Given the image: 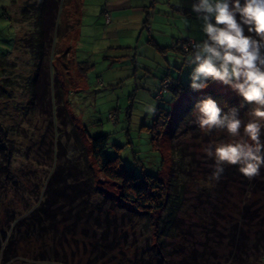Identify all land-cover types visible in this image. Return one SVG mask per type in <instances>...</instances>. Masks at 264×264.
I'll list each match as a JSON object with an SVG mask.
<instances>
[{"label": "rangeland", "instance_id": "rangeland-1", "mask_svg": "<svg viewBox=\"0 0 264 264\" xmlns=\"http://www.w3.org/2000/svg\"><path fill=\"white\" fill-rule=\"evenodd\" d=\"M210 32L237 63H219ZM187 38L206 67L173 48ZM212 68L221 75L206 100L161 97L166 77L189 84ZM159 107L170 118L155 146ZM0 129L12 150L0 167V264H264V227L241 238L264 211V0H0ZM100 135L122 172L166 182L164 209H125L93 156Z\"/></svg>", "mask_w": 264, "mask_h": 264}, {"label": "trees", "instance_id": "trees-1", "mask_svg": "<svg viewBox=\"0 0 264 264\" xmlns=\"http://www.w3.org/2000/svg\"><path fill=\"white\" fill-rule=\"evenodd\" d=\"M57 8V5H56ZM183 11V14H188L186 10H181ZM193 12L194 8H193ZM197 13V12H195ZM204 13V12H203ZM200 14V13H199ZM202 15V14H200ZM204 15H209L207 12ZM51 13H48V18L46 17L45 23L47 24V28H51L53 25V20H52ZM147 23V22H145ZM210 23L212 26L214 25H223V19H212L210 20ZM213 34L211 32L208 35V39L210 41V46L212 49V52L214 55L218 54H223L225 59L219 61V63H237L238 62V56L235 52V50L229 46L222 37L217 36L215 39L218 42L214 41ZM178 41V40H177ZM176 42V41H175ZM173 42V48H174V43ZM200 45V44H199ZM175 50L180 51L182 55H184L187 59H190L191 62H196L193 61L191 55H188L184 53L183 51L174 48ZM199 58H204L206 61V65L203 67H206L209 64V59L207 56L202 55L199 52L197 53ZM197 63V62H196ZM198 64V63H197ZM200 66V65H199ZM201 67V66H200ZM208 77L207 79H202L200 81L196 82H191L189 84H182L179 83L175 80H172L169 77H166L167 79H171L173 81V84L165 88L164 87V81L166 80L163 79L162 81V87L160 90L161 97L164 96V94L168 91L171 90L175 97H182V96H188V97H196V94L200 95V97L195 101V102H200L204 101L207 98L208 93H205V90H207V87L211 84V81L215 77V75H221L216 72L213 68L208 71ZM227 80H233V78L223 74ZM252 88V87H251ZM210 93V91H208ZM204 94V95H203ZM196 99V98H195ZM161 104V103H160ZM170 118V111L159 107L158 108V117L156 118L154 122V126L151 128L153 132V141L155 143V146H158V142L161 137L162 131L165 129L169 122ZM109 120H111L109 118ZM114 124L117 123L111 120ZM3 128V127H2ZM7 132H3L2 129H0V167L5 168L7 167L8 161L11 157L12 150L11 148L7 147V143L5 140ZM92 153L95 158V161L101 170V172L108 178L113 181H116L121 184V194H120V200L121 202L127 206L125 209H127L128 212H133L138 215H151L157 210H162L166 207L168 198L170 195L169 191V186L166 184V182L159 176L153 175V174H148L144 173L141 176H136L130 173H125L122 172V160L120 156L116 157H110L107 153L108 145H109V138L107 135H100L97 137H92ZM264 159V154L261 157ZM260 158V159H261ZM246 211L249 212L251 211L250 207L246 208ZM255 210L252 214L257 215L258 219H254L248 222V226L250 228L244 229L242 232V241L245 243L248 242L249 239L252 238L253 233L259 232V229L261 227H264V211ZM247 219V217H246ZM18 220L15 221L17 223ZM19 223V222H18ZM17 223V224H18ZM241 229H238L237 226L234 228L233 235L231 236V249H230V255L232 258H238L239 257V243H240V236H238V232L241 233ZM5 234V233H4ZM6 235V234H5ZM10 244H13L11 242ZM9 244V245H10ZM208 259V258H207ZM209 262V261H207ZM206 264V263H205ZM211 264V263H207Z\"/></svg>", "mask_w": 264, "mask_h": 264}, {"label": "built area", "instance_id": "built-area-1", "mask_svg": "<svg viewBox=\"0 0 264 264\" xmlns=\"http://www.w3.org/2000/svg\"><path fill=\"white\" fill-rule=\"evenodd\" d=\"M194 5H195L194 11L201 14L202 10H203L202 4L199 1H196L194 3ZM106 18L108 21H110V19H111L109 14H106ZM174 48L179 49L188 55H191L193 61H196L201 67L206 65L205 59L199 58V56L197 54L200 50V45L196 40L190 39V38L178 40L174 43ZM172 84H173V81L171 79H166L164 81V87L165 88L170 87ZM109 118L111 120L113 119V121L116 122L117 116H116V114L111 113L109 115Z\"/></svg>", "mask_w": 264, "mask_h": 264}, {"label": "crops", "instance_id": "crops-1", "mask_svg": "<svg viewBox=\"0 0 264 264\" xmlns=\"http://www.w3.org/2000/svg\"><path fill=\"white\" fill-rule=\"evenodd\" d=\"M126 3V2H125ZM151 6H152V8L154 7V4H151ZM149 7H148V3L145 1L143 4H142V6L141 7H137L136 8V11H138L139 13H141L142 15H149V11L147 10ZM110 12L109 11H105L103 14H104V16H105V18H106V14H109ZM153 13V12H152ZM110 15V14H109ZM110 21H111V19H110ZM110 21H108L107 20V18H106V23L108 24ZM145 22H148V18L146 17V19H145ZM144 22V23H145ZM152 40H154V39H152Z\"/></svg>", "mask_w": 264, "mask_h": 264}]
</instances>
